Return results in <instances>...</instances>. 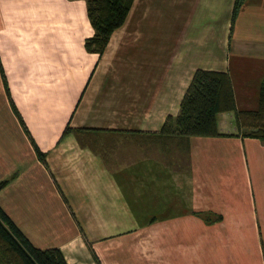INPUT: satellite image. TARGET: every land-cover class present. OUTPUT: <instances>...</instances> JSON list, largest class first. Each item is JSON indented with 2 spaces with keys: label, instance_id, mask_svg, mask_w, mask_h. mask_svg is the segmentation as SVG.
Wrapping results in <instances>:
<instances>
[{
  "label": "crops",
  "instance_id": "0c3cea01",
  "mask_svg": "<svg viewBox=\"0 0 264 264\" xmlns=\"http://www.w3.org/2000/svg\"><path fill=\"white\" fill-rule=\"evenodd\" d=\"M86 2L0 0V207L67 264H264V142L153 134L197 69L258 107L264 0H133L101 56Z\"/></svg>",
  "mask_w": 264,
  "mask_h": 264
},
{
  "label": "trees",
  "instance_id": "16d2710c",
  "mask_svg": "<svg viewBox=\"0 0 264 264\" xmlns=\"http://www.w3.org/2000/svg\"><path fill=\"white\" fill-rule=\"evenodd\" d=\"M245 0H234L232 21ZM133 0H87L86 11L93 35L86 38L84 47L99 56L104 52L111 33L120 27ZM3 79L4 73L0 68ZM9 95V89L6 87ZM233 112L237 134L257 138L264 142V78L254 110L236 108L230 76L226 71L197 69L183 94L176 116H168L156 133L164 139L188 140L191 136L224 135L218 128L217 115ZM25 131L26 128L24 126ZM69 130L66 126L63 134ZM41 161L44 153L36 148ZM8 179L0 181V190ZM206 223L220 220L221 215L210 211H195ZM97 263L100 264L96 258ZM0 264H67L57 247L34 246L18 226L0 207Z\"/></svg>",
  "mask_w": 264,
  "mask_h": 264
}]
</instances>
